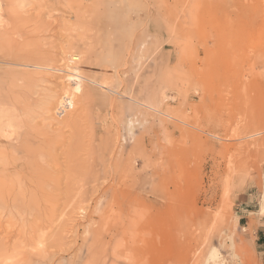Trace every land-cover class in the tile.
Segmentation results:
<instances>
[{
    "label": "rangeland",
    "instance_id": "rangeland-1",
    "mask_svg": "<svg viewBox=\"0 0 264 264\" xmlns=\"http://www.w3.org/2000/svg\"><path fill=\"white\" fill-rule=\"evenodd\" d=\"M0 264H264V0H0Z\"/></svg>",
    "mask_w": 264,
    "mask_h": 264
},
{
    "label": "bare ground",
    "instance_id": "bare-ground-1",
    "mask_svg": "<svg viewBox=\"0 0 264 264\" xmlns=\"http://www.w3.org/2000/svg\"><path fill=\"white\" fill-rule=\"evenodd\" d=\"M64 105V104H63ZM167 213H170V212H167ZM170 217H171V215H170ZM166 219V218H165ZM172 219H174V218H172ZM145 223V222H144ZM144 223H141V222H138L136 225H137V227H139V228H141V227H143L144 226ZM132 224V223H131ZM149 224V223H148ZM171 224V223H170ZM146 225V224H145ZM174 225V224H173ZM153 226V225H152ZM163 226V225H162ZM176 226V225H175ZM175 226H173L174 228H175ZM146 226H144V228H145ZM150 227V226H149ZM169 228H171V227H169ZM137 229V228H136ZM145 229H147V227L145 228ZM154 229V228H153ZM162 229V228H161ZM139 230H141V229H139ZM154 230H157V229H154ZM154 230H153V232H154ZM156 232V231H155ZM161 233H162V231H161ZM148 234V233H147ZM171 234V233H170ZM152 235V234H151ZM159 235H160V233H159ZM158 235V236H159ZM168 236V235H167ZM167 236L165 237V235H164V237L165 238H167ZM151 237H153V235L151 236ZM163 237V236H162ZM153 239V238H152ZM151 239V240H152ZM156 239V238H155ZM158 239V238H157ZM42 255V254H41Z\"/></svg>",
    "mask_w": 264,
    "mask_h": 264
},
{
    "label": "crops",
    "instance_id": "crops-1",
    "mask_svg": "<svg viewBox=\"0 0 264 264\" xmlns=\"http://www.w3.org/2000/svg\"><path fill=\"white\" fill-rule=\"evenodd\" d=\"M260 228V227H259Z\"/></svg>",
    "mask_w": 264,
    "mask_h": 264
}]
</instances>
